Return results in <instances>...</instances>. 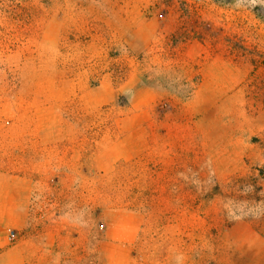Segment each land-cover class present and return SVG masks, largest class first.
Returning a JSON list of instances; mask_svg holds the SVG:
<instances>
[{
  "label": "rangeland",
  "instance_id": "1",
  "mask_svg": "<svg viewBox=\"0 0 264 264\" xmlns=\"http://www.w3.org/2000/svg\"><path fill=\"white\" fill-rule=\"evenodd\" d=\"M5 174L27 264H264V0H0Z\"/></svg>",
  "mask_w": 264,
  "mask_h": 264
},
{
  "label": "crops",
  "instance_id": "2",
  "mask_svg": "<svg viewBox=\"0 0 264 264\" xmlns=\"http://www.w3.org/2000/svg\"><path fill=\"white\" fill-rule=\"evenodd\" d=\"M6 176V174H5ZM0 187V264H27L23 242H10V233L27 224L28 200L24 188L11 190L12 180ZM16 182V181H15Z\"/></svg>",
  "mask_w": 264,
  "mask_h": 264
}]
</instances>
